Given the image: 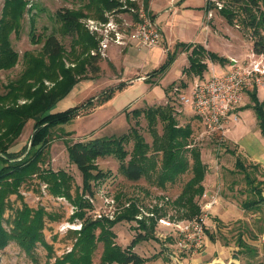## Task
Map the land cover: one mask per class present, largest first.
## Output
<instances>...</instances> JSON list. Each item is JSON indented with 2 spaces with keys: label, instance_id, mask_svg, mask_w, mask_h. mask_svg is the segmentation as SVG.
Here are the masks:
<instances>
[{
  "label": "rangeland",
  "instance_id": "obj_1",
  "mask_svg": "<svg viewBox=\"0 0 264 264\" xmlns=\"http://www.w3.org/2000/svg\"><path fill=\"white\" fill-rule=\"evenodd\" d=\"M29 1L28 6H31L24 13L19 34L15 36L12 33L10 36L19 59L12 68L0 70V93L5 92V86L14 81L25 68L24 53L36 58L41 57V46L46 35L50 33L61 42L63 53L58 62L46 60L49 70L56 69L60 61L66 66H72L69 62L76 58V63H79L89 58L92 51H96L98 47V38L89 32L86 25L87 19H98L97 1ZM116 1L121 10L104 11L103 16L106 17V14L111 12L118 22L134 18L132 12L123 8V5L129 6L134 2L135 6L144 7L143 0ZM2 3L3 0H0V12ZM149 4L160 19V27L164 33L162 44L140 47L133 40L124 45L110 43L105 49V56L96 55L99 58V69H85L72 90L57 101L54 110L80 105L91 97H95L92 102L94 103L99 93L109 88L113 89L111 96L101 103L96 102L93 107L89 105L83 108L77 116L66 122L53 126L45 154L35 171L26 176L14 190L3 192L0 189L4 196L2 224L5 228L9 229L12 222L18 220L25 211L30 216L40 215V241L26 252L16 241L10 240L0 249V264L52 263L73 248L76 230L81 226V219L74 216L77 208L73 200L81 193L82 180L80 171L68 158L67 142L122 135L129 131L131 126H135L145 141L151 144L154 136L144 116L132 115V111L167 103L172 108L177 124H189L192 131L188 139L189 144L185 148L188 152V168L173 181L159 185L155 179L157 169L147 177L131 181L118 172V160L113 155L98 157L94 162L106 176L102 182L92 186L93 195L89 197L92 209L87 210L86 214L92 218L113 219L130 200H134L143 216L131 221H119L112 227L115 233L114 241L121 247L127 246L139 232V229L135 228L137 224L140 225L139 221L150 225L151 218L155 219L153 236L139 241L132 249L143 259L141 264H175L173 257L181 264L231 261L237 264H264V203L256 210L242 208V202L252 199L253 194L244 177L245 173L235 166L236 154H239L248 166L250 178L255 180L253 183L264 180V164L246 160L248 157H260L264 160V136L258 128L249 94L241 105L244 109H240L237 123L229 124L224 134L205 129L190 106L180 104L177 97L180 91L188 95L191 84L200 77L199 74L185 71L189 65L188 55L191 48L185 49L183 45L198 44L217 56L227 59L234 54L238 56L239 61H245L246 57L254 53L251 47L253 40L262 36L264 41V30L259 28L254 35L252 29L244 22L246 15H243L239 6H232L234 17L232 23H229L219 12V8L224 6L223 0L212 1L209 10L206 9V0H176L174 3H168V0H149ZM65 8L85 14L79 18L81 34L90 33L97 41L96 46L86 45L82 36L76 40L63 33L56 11ZM147 12L154 18L155 15L149 7ZM121 30L123 31V27ZM126 33H129V30H126ZM168 54L172 56V60H169ZM204 61L206 69L201 74L204 78L211 75L212 65L216 74L228 71L231 66L228 61L221 63L206 57ZM166 64V68L158 76H148L149 72ZM45 84L50 86L51 82L45 79ZM255 89L258 100L264 102V84ZM22 101L19 99V102ZM32 125L31 119L24 124L10 150L21 152L29 147ZM155 130L158 135L163 134L161 121L157 122ZM132 143L131 138L125 142L128 152ZM190 148L199 150L201 160L206 164V172L201 182L203 192L196 197L199 211L203 210L206 204H211L203 211L206 213V247L201 254L176 256L173 253L175 247L172 230L161 225L158 218L165 217L172 221L183 219V211L177 209L173 201L192 175ZM153 152L154 149H150L149 153ZM156 154L159 167L161 152L156 151ZM21 157L22 154L18 159ZM2 165L3 160L0 159V168ZM57 170H64L70 176L68 185L65 186L67 196L57 195L52 189L53 180L49 171ZM239 239L252 248L254 254L248 253L246 247L240 246ZM101 250L102 243L99 241L92 254V264H101Z\"/></svg>",
  "mask_w": 264,
  "mask_h": 264
},
{
  "label": "trees",
  "instance_id": "obj_2",
  "mask_svg": "<svg viewBox=\"0 0 264 264\" xmlns=\"http://www.w3.org/2000/svg\"><path fill=\"white\" fill-rule=\"evenodd\" d=\"M88 1L89 3L97 1L99 5L97 17L99 20L106 19L103 16L104 11L121 10L120 4L116 0ZM212 1L214 0H206L207 10L211 9ZM223 1L224 6L219 8V12L229 23H232L234 17L232 6H239L243 15H246L244 22L252 29L254 35H256L259 28L264 30V0ZM29 2V0H3L0 12V70L10 69L18 62L19 54L13 48L10 36L12 33L15 36L19 34L24 13L31 6H28ZM130 4L134 5V2ZM148 5L149 0H143V6L146 11ZM83 16L85 14L81 11H73L66 8L56 11V17L64 34L76 40L82 36V38H85L86 45L94 47L97 45L94 35L92 36L87 32L86 34H81L82 26L79 18ZM31 21L33 23V19ZM33 38L34 35L32 34ZM183 48H191L188 55L189 65L185 68V71L191 74L194 73L201 76L204 69H206L204 57L212 61H220L221 63L230 61L228 58L226 59L206 51L203 46L198 44H186L183 45ZM252 50L254 53H264L262 36H258V39L253 40ZM62 53L63 46L58 38L53 33L46 35L41 46V57L36 58L24 53L25 68L14 81L5 86V92L0 93V159L3 160V165L0 168V189L3 192L14 190L24 181L26 176L35 171L45 154L50 130L53 126L66 122L71 117L77 116L83 108L89 105L93 107L96 102L101 103L112 94L113 89L109 88L99 93L94 103L92 102L95 97H91L80 105L54 110L57 101L72 90L80 80L79 75L85 69H90L91 71L99 69L97 54H91L89 58L79 63H76V58L70 61L69 63H72V66H66L65 63L60 61L56 69L49 70L46 60L58 62ZM168 58L172 60L170 54H168ZM166 66L167 64L152 70L148 73V76H158ZM45 79L51 82L50 86L45 84ZM122 83L120 84L122 85ZM248 94L258 128L264 136V102L258 100L255 88L249 91ZM19 99L23 101L19 102ZM240 109H244V107ZM140 114L144 116L148 128L153 133L154 138L151 144L145 141L135 126H131L130 130L122 135H109L88 141L66 143L68 158L81 173V193L79 197L73 200L77 208L74 211V216L81 219V226L76 230L77 236L73 248L61 258L47 264H92V254L99 241L102 243L101 264H141L143 262V259L133 252L132 249L139 241L153 236L155 219L151 218L150 225L144 221H139L140 225L137 224L135 227L139 229V232L135 234L131 242L125 247H121L114 241L115 233L112 230V227L117 222L131 221L136 218L139 206L134 200H130L127 206L120 210L113 219L105 217L92 218L86 214L87 210L92 209V204L89 201V197L93 195L92 186L97 182H102L106 176L105 172L100 170L94 162L98 157L113 155L118 160V172L131 181L147 177L157 169L155 179L159 185L173 181L188 168V152H186L185 148L189 144L188 139L192 132L189 124L178 125L175 116L172 114V108L168 103L149 106L142 110L133 109L132 115L139 116ZM30 119L33 120V125L29 147L21 152L10 150L11 144L20 135L24 124ZM158 121L163 123L164 131L162 135H158L155 130ZM129 138L133 140V143L131 150L128 152L125 149V142ZM150 149H154V152L149 153ZM156 151L161 152L159 167ZM189 151L192 159V175L173 201L176 204L175 207L177 206V209L183 211L181 217L188 219L197 216L201 211H199L196 197L203 192L201 182L206 172V164L201 160L200 151L195 148H190ZM21 154L22 157L18 159ZM235 166L245 173L244 177L251 194H253L252 199L242 202V208L259 209L260 205L264 203L262 195L264 192V180L258 181L257 184L253 183L255 180L250 178L247 172L248 166L243 162L239 154H236ZM49 173L53 180L52 189L54 192L57 195L67 196L65 186L68 185L70 176L64 170L49 171ZM3 199L4 196L0 193V249H3L10 240H14L24 251L29 252L35 243L40 241V232L38 230L40 227V215L30 216L25 211L7 229L2 224ZM238 244L246 247L248 253L254 254V250L241 239L238 240Z\"/></svg>",
  "mask_w": 264,
  "mask_h": 264
},
{
  "label": "built area",
  "instance_id": "obj_3",
  "mask_svg": "<svg viewBox=\"0 0 264 264\" xmlns=\"http://www.w3.org/2000/svg\"><path fill=\"white\" fill-rule=\"evenodd\" d=\"M122 7L132 12L135 19L118 22L113 18L112 11L106 14L105 20L87 19L89 32L98 38V47L92 54L103 57L110 43L124 45L130 40L135 41L140 47L162 44V31L144 7L135 4ZM122 27L125 32L121 30ZM126 30H129V33H126ZM210 70L209 77L204 78L201 75L193 81L188 95L181 91L177 93L178 102L189 105L209 132L224 134L229 124L238 121L241 105L249 91L264 84V53H252L245 61L234 59L230 69L221 74ZM210 205L206 204L197 216L189 219L172 221L165 217L158 218L161 225L172 230L174 255L187 256L204 252L206 213L203 211ZM142 216L139 212L136 218Z\"/></svg>",
  "mask_w": 264,
  "mask_h": 264
},
{
  "label": "crops",
  "instance_id": "obj_4",
  "mask_svg": "<svg viewBox=\"0 0 264 264\" xmlns=\"http://www.w3.org/2000/svg\"><path fill=\"white\" fill-rule=\"evenodd\" d=\"M176 0H168V3H174ZM174 6V5H173ZM148 7H149V9L153 12V9L151 8V6H150V4L148 5ZM153 14L155 15L154 16V19H155V21H156V23L158 24V26L160 27V22H159V17L153 12ZM207 26V25H206ZM160 29H161V31H162V34H164L163 33V30H162V28L160 27ZM130 42V41H129ZM252 47V46H251ZM250 47V48H251ZM248 54H246V56H247ZM238 58V56L237 55H234V54H231L230 56H229V62H228V64H230V65H232L233 64V61L232 60H239V59H237ZM247 58V57H246ZM210 69H213V70H215V68H214V66L212 65V67L210 68ZM235 123H237V122H234L233 123V125L235 124ZM229 132V131H228ZM248 160H250V161H255L256 163H261V164H264V160L262 159V158H258L257 159V157L256 158H251V157H248L247 158Z\"/></svg>",
  "mask_w": 264,
  "mask_h": 264
},
{
  "label": "water",
  "instance_id": "obj_5",
  "mask_svg": "<svg viewBox=\"0 0 264 264\" xmlns=\"http://www.w3.org/2000/svg\"><path fill=\"white\" fill-rule=\"evenodd\" d=\"M262 195H263V199H264V192H263ZM173 260L175 261V264H181L176 257H173ZM210 264H237V263L235 261H231V262H228V263L213 262V263H210Z\"/></svg>",
  "mask_w": 264,
  "mask_h": 264
}]
</instances>
